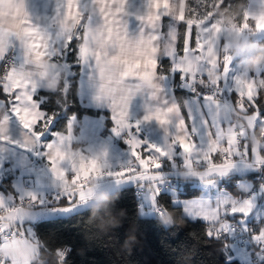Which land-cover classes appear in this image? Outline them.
<instances>
[{
    "label": "crops",
    "instance_id": "obj_1",
    "mask_svg": "<svg viewBox=\"0 0 264 264\" xmlns=\"http://www.w3.org/2000/svg\"><path fill=\"white\" fill-rule=\"evenodd\" d=\"M24 3L33 26L39 28L48 37V58L56 66L59 76L53 73L49 66V61L44 58L37 59L34 69L28 63L29 58L26 54V49L18 38H11L5 42L2 51H0V61L11 50L17 56V63L14 69L17 71L22 68L35 70L41 75L46 76L44 81L38 80L36 82V90L32 94V99L38 104L41 114L47 116V112L41 108L40 101L36 98V93L39 90L55 91L61 80L64 81L65 87L68 86L66 77L69 78L72 72L69 63L63 58V53L67 46L68 37L70 35L73 36L77 23L65 21L68 0H24ZM74 3L79 7L81 16L86 17L85 28L94 31L97 27L101 26L102 18L99 13L98 0H74ZM181 10H183V6H181ZM245 10L253 15L261 13L264 11V0H250ZM149 12L150 0H123V11L119 18L130 38L137 39L142 35L145 38L149 35H158L160 37L158 41L159 51L156 53V58L159 60L160 54L169 58L172 63V73L159 74L157 81L145 74L142 85L138 81L129 82L128 91L130 95L127 104L122 109H115L106 94L101 93L99 87V69L95 63H89L80 57L82 61L80 78L81 102L87 107L102 111L103 114L83 115L82 117L73 115L69 119L68 130L66 132H54L52 138L46 142L44 138L49 134L48 129L41 131L43 135L39 138L31 131L25 129L19 118L15 115L14 108H17L18 105L14 103L13 95L8 93L5 87L7 82L0 85V134L4 137L0 138V186L3 188L1 198L5 206L17 201L18 190L23 183H29L31 186L30 191L26 192V195L34 196L49 193L54 188H65L60 178L56 177L51 171L48 157L50 144L57 145V150H60V147L63 145L67 146L65 149L66 154L69 157L80 159L81 172H83V160L91 157L100 159L104 168L119 166L123 162L137 165L136 159L133 156V148L128 141L130 139L139 140L142 142L140 149L144 151H147L150 146L154 145L165 149L169 153V157H161L163 165L156 170L160 178L155 182L163 180L166 176L175 175L177 177V175H180L181 179L190 178L197 185L196 178L190 174L195 172L196 169L184 166L185 154L178 150V145L174 146L173 144L174 139L180 136L178 121L184 120L189 124L193 130L192 137L197 141V148L202 152L207 149L211 139L209 125L205 121L214 123L217 126L222 122L227 123L230 119L229 112L232 104L231 101L225 100V96L220 97V107L217 108L209 100L201 96V93H208L206 90L207 85L200 87L194 93L190 85L179 82L180 87L187 91L183 103L185 115L178 99L174 95L175 72L173 68L177 62L171 59L177 51L175 40L178 37V24L180 21L175 18V15L164 16L162 13L163 19L155 21L154 25H150L146 19ZM217 23L222 27H232V25L224 24L221 19H217ZM14 26L18 28L19 24H15ZM238 36L241 35L238 34ZM227 41L231 43L230 46H232L233 50L240 43L236 39L234 41L226 40L221 34L217 40L219 44H225ZM235 42L238 43L236 44ZM209 54H211V49L209 50ZM233 63L232 61L233 71L229 75L228 83L224 85L225 89H229L230 94L234 85L232 79L234 76L242 75L245 72H253L257 68L264 67V65H261L254 70H249L247 64L243 63V61L236 65ZM101 79H103L102 72ZM159 85L162 86L163 90L156 92ZM165 100H167V104L164 103ZM173 105L179 106V115L172 117L168 124H160L153 116L155 109L171 107ZM121 110L125 114V123L131 126V132L129 133L125 130L120 135H117L114 132L116 124L113 117ZM148 116H152L153 118L146 119ZM108 118L111 120L109 127L106 125ZM30 119L32 118L30 117ZM51 121L49 119V123ZM261 138L262 136L256 132L249 136V140L253 144L261 143ZM81 153L85 156H81ZM240 162L258 166L255 158L251 161ZM63 167L68 169L69 175H71V164L65 163ZM260 167V170H252L248 173L259 172L263 166ZM259 178L256 180L238 179L240 180L238 187H241L239 189L242 191V196L247 197L250 190H254L260 185V182L257 181ZM114 180L117 179L90 185H95V187H98L97 185L105 186L106 184L103 185V183ZM126 180L128 181L121 183V185L154 183L148 180H139L135 177ZM118 185L120 184L105 187L114 191L118 189ZM87 188L77 191H82V194L88 198L89 203L91 201H100L111 191L100 187L98 191L89 193ZM196 197L177 200L176 203L182 205L186 217L201 219L209 223L212 227L217 228L215 235H224L227 238H230V227L232 225L235 224L244 228L250 234L251 245L248 248L242 246L240 243L229 242L232 257L246 264L264 257L261 254L264 249V193L254 198L255 201L250 206V210H247L249 206L245 203V200L236 203L227 196L221 198L218 203V207L220 208L218 217L208 215L207 208L201 206V201L196 200ZM156 200L157 198L153 200V198L146 197L140 207L141 214L153 216L156 213L155 211L160 210V208H157ZM206 201L205 199L204 202ZM67 203V199H59L50 205ZM233 207L238 209L234 215L231 214ZM244 211H247L248 214L245 215ZM31 227L33 230L32 236L26 226L23 231L25 238L34 243L11 244L7 248L8 253L19 258L20 264H32V260L36 256V243L34 241L36 239L33 226L31 225Z\"/></svg>",
    "mask_w": 264,
    "mask_h": 264
},
{
    "label": "snow or ice",
    "instance_id": "obj_2",
    "mask_svg": "<svg viewBox=\"0 0 264 264\" xmlns=\"http://www.w3.org/2000/svg\"><path fill=\"white\" fill-rule=\"evenodd\" d=\"M98 3L102 18L101 26L94 31L88 28H84L83 31L78 29L79 35H70L67 46H73L76 41L82 45L73 46L72 50L79 52L80 57L85 61L95 63L99 69L101 93L106 94L113 107L119 110L127 104L130 95L129 82L138 81L142 85L145 74L155 81L159 79L160 61L156 58V53L159 51L160 37L149 35L145 38L142 35L137 39L130 38L119 18L123 11V0H98ZM228 7L230 6L225 4V0H198V3H192L190 0H150V12L146 18L150 25H154L155 21L163 19V13L164 16L175 15L177 20L185 24L186 43L179 46L175 56L171 57L177 62L173 71L178 74L180 83L190 85L194 93L204 85H211L215 91L201 93V96L217 108L220 107L219 98L230 95L232 108L228 122H222L217 126L205 121L209 125L211 137L206 150L202 152L198 150L197 141L192 137L193 130L184 120L178 121L180 136L173 141L174 146L178 145V150L185 154L184 166L202 168L201 177H207V182L210 184L215 182L212 177L225 176L235 168L237 160L251 161L255 158L258 166H264V138H261V143L258 144H253L249 140V136L264 125V67L234 76L232 78L234 85L230 94L224 88L233 71L230 43L217 42L220 34L224 32L230 36L264 32V11L253 15L244 10L242 15L236 18L235 27L227 28L217 23V12ZM65 21L77 24L83 22L79 7L74 0H68ZM15 24H19V27H15ZM11 38H18L24 45L29 58L28 63L34 69L37 59L44 58L49 61L53 73L59 76L56 66L48 58V37L31 23L24 0H0V51L5 42ZM175 43L179 44V37L176 38ZM210 49L211 54H209ZM45 78V75L25 68L19 71L12 69L10 75L6 76L5 87L8 93L13 95L14 103L18 105L14 108L15 115L22 126L37 138L43 133L36 131V126L40 124L46 126L47 117L41 114L38 104L32 99V94L36 90V82L44 81ZM162 90V86L159 85L156 92ZM164 103L167 104V100ZM178 115V105L157 108L153 113L155 119L162 125L170 123L171 118ZM152 118V116L146 117V119ZM113 119L116 124L114 132L117 135L125 130L131 132V126L125 123V114L122 110L118 111ZM0 138H4L2 134ZM128 143L133 148L137 167L117 173V177L120 179L135 177L152 182L158 180L160 177L156 170L162 167L161 157H169V153L154 145L144 151L140 149L142 142L139 140L130 139ZM66 148L67 146L63 145L57 150V145H49L51 171L65 185V198L70 205L76 200L87 203L88 198L82 194V191L75 190L77 184H80L82 189L88 186L81 172V161L76 157H69L65 152ZM81 156L85 155L81 153ZM65 163L71 164V175L69 170L63 167ZM83 171L89 173L90 181L103 174V164L97 157L85 158ZM97 186L111 190L105 186ZM157 195H159L158 188L154 189L153 200ZM32 199L36 198L32 197ZM245 203L250 208L251 202ZM237 210L233 207L231 214L234 215ZM20 211L21 209L6 207L3 199L0 198V232L6 231L4 224L12 221L14 217L18 218ZM159 211L161 214L164 210ZM206 211L208 215L218 217L220 208L210 206ZM244 214L247 215L248 212L244 211ZM21 229L22 225L17 224L12 228L9 223L8 231L11 239L5 236V243L0 249H7L11 244L34 243L24 238ZM35 255L38 256V246ZM0 264H20V261L18 257L8 253L0 256Z\"/></svg>",
    "mask_w": 264,
    "mask_h": 264
},
{
    "label": "trees",
    "instance_id": "obj_3",
    "mask_svg": "<svg viewBox=\"0 0 264 264\" xmlns=\"http://www.w3.org/2000/svg\"><path fill=\"white\" fill-rule=\"evenodd\" d=\"M249 1L225 0V4L230 7L218 10L217 19L223 20L226 25H235L236 18L242 15ZM190 2L198 3V0ZM82 17L83 22L76 25L73 36L79 35L78 29L83 31L85 28L86 17ZM184 34L185 24L180 21L177 49L186 43ZM251 39L256 40L259 46H264V36ZM73 46L82 45L76 41ZM73 46H66L67 50L63 53V58L73 70L68 86L65 87L61 80L55 91L39 90L36 93L41 108L47 112L46 126L37 125L36 130L41 132L48 129L49 134L44 138L46 142L52 138L54 132H66L69 119L73 115L82 117L103 114L102 111L87 107L81 102L80 53L73 51ZM159 61L158 73L171 74L170 59L160 54ZM174 79V95L186 115L183 103L187 91L180 87L178 74H174ZM49 119L52 120L51 123ZM110 124L111 120L108 118L107 127ZM256 133L264 138V125ZM257 178L262 185L264 166L259 172L232 175L224 183L231 190L242 192L234 186L236 180ZM181 182L176 194L159 190V195L155 196L157 208L164 210L170 223L154 215L141 214L143 201L136 195L137 185H128L109 192L100 200L99 205L89 206L69 216L30 223L38 246V256L33 258L32 264H246L232 257L230 238L212 234L209 223L184 215L183 207L176 203V199L199 196L202 188L195 185L190 178L181 179ZM145 184L150 186L153 183ZM26 224L27 222L23 225ZM247 233L248 242L240 244L249 248L250 234ZM40 249L43 251H39ZM261 254L264 256V249ZM250 264H264V257Z\"/></svg>",
    "mask_w": 264,
    "mask_h": 264
},
{
    "label": "rangeland",
    "instance_id": "obj_4",
    "mask_svg": "<svg viewBox=\"0 0 264 264\" xmlns=\"http://www.w3.org/2000/svg\"><path fill=\"white\" fill-rule=\"evenodd\" d=\"M235 26L232 25V27H228V28H234ZM221 36L226 38V40H231L234 41V39L238 40V42H244V43H248L251 42L256 49L258 50L259 46L256 43V40H252L251 37H255L258 38L259 36H264V32H256L255 34L249 35L248 33H245L244 35L238 36V34H232V36H230L227 32L221 33ZM238 42H235L236 44ZM226 43H230V42H226ZM231 45V43H230ZM229 45V50H230V55L233 58V64H240L244 58L237 56L235 54V51L233 50L232 46ZM6 56H10L12 57L11 59L13 60V63H11L7 68H2L1 71V76H0V85L3 83H6V76L10 75V72L12 69H14L16 67V60H17V56L11 51L9 50L3 58H5ZM2 58V59H3ZM2 61V60H1ZM0 61V63H1ZM80 63H81V68H82V61L80 58ZM70 65V64H69ZM70 70L73 74V70L71 69L70 66ZM66 82L69 83V78L66 77ZM180 84V83H179ZM213 88L211 87V85H207L206 86V90H212ZM229 91V89H227ZM230 93V92H229ZM225 100H229L231 101L230 95L229 96H225ZM264 135V134H263ZM261 167L260 166H254V165H249L240 161H236V167L233 168L227 175L225 176H216V177H212V179L215 181L214 183H208V178L204 177L202 178L201 175H203V173H201L203 171L202 168L196 169L195 172L190 173L191 175H193L196 178V182L197 185L200 186L201 188H203V192L201 193V195L199 197H196V200L201 201V206H204L206 208L208 207H218V203L219 200L221 198H224L225 196L233 199L234 202H242V201H250L251 205L254 203L253 201L254 198H256L259 195H262L264 193V188L261 187V183L258 187H256L254 190H250L247 197L242 196V192H235L233 190H231L230 188H228L225 185V181L228 182L229 181V177L231 175L234 174H244V173H248L251 172L252 170H260ZM183 176V175H182ZM167 177V176H166ZM165 177V178H166ZM177 177H181L180 175H177ZM163 178V179H165ZM108 181V180H107ZM128 181L126 179H120L118 178L117 180L111 181V182H105L103 183V185L105 186H112L116 184H120L118 185V189L122 188L124 186H128V185H121V183ZM242 182V180H241ZM238 183H240V180H236L234 182V186L236 188H241L240 186L238 187ZM143 184V183H141ZM243 185V183H242ZM89 193H92V191H98L100 189V187H95V185H89L87 186ZM116 190V189H115ZM114 190V191H115ZM113 192V191H110ZM255 192V193H253ZM18 194V193H17ZM17 199H20V195H17ZM207 200L206 202H204V200ZM227 200V198H225ZM178 199H176L177 202ZM100 201H94V202H88V203H82L80 200H77L75 203L73 204H61V205H48V206H39V207H25L22 206L18 209H21L19 217L15 218L14 217V221L16 223H20L21 225H23L24 223L27 222L26 227L27 230L30 232V235L32 236V227L30 223H35L37 221L40 220H44V219H48V218H53V217H64V216H69L77 211L83 210L89 206L92 205H99ZM15 203V202H14ZM13 203V204H14ZM68 209V210H65ZM247 210H250V208H247ZM24 226V225H23ZM36 243V240H34ZM37 245V244H36Z\"/></svg>",
    "mask_w": 264,
    "mask_h": 264
},
{
    "label": "built area",
    "instance_id": "obj_5",
    "mask_svg": "<svg viewBox=\"0 0 264 264\" xmlns=\"http://www.w3.org/2000/svg\"><path fill=\"white\" fill-rule=\"evenodd\" d=\"M12 57L6 56L5 58L2 59L0 63V76H1V71L2 68H7L11 63H13V60L11 59ZM215 91L214 89L209 90L208 93ZM162 162V161H161ZM163 165V162H162ZM137 165L128 163V162H123L119 166L115 167H110V168H104L103 167V174L100 175L98 178H93L90 181L88 180L89 173L87 171H83L82 175L85 177V183L87 185L90 184H97L103 181L107 180H113V179H118L117 173H120L126 169L132 168L135 169ZM199 166H196L195 169H199ZM108 173H112V175H108ZM181 179L179 177H176L175 175H170L167 176L165 179L154 182L152 185L148 186L145 183L139 184L136 187V195L139 199L142 201L145 200L146 197L153 198V192L154 189L158 188L159 190L163 191H170L173 194L177 193V187L181 185ZM264 188V183L262 186ZM31 186L29 183H23L18 190L20 199H17V201L14 204L6 205V207L12 208V209H18L22 206L25 207H38L42 205H48L50 202H54L59 199H66L65 198V188H54L52 189L49 193L46 194H40L38 196L34 195H26V192L30 191ZM82 189L80 184H77L75 187V190ZM3 193V188L0 186V198ZM255 193V192H253ZM32 197H35L36 199L33 200ZM154 216L162 218L166 223H170V219H168L167 215L162 212L160 214V211L157 210L155 211ZM9 223L12 225V228H15L17 226V223L12 220L8 223L4 224V228L6 231L0 232V247L3 246L5 243V236H8L9 239H11L10 232L8 231L9 228ZM25 226L22 225L21 231L24 233L23 229ZM217 228L216 227H211L210 232L212 234L216 233ZM230 240L232 243H242V245L246 244L248 242V233L245 231L244 228L238 226V225H232L230 227ZM24 238H25V233H24ZM8 254L7 249H0V256Z\"/></svg>",
    "mask_w": 264,
    "mask_h": 264
},
{
    "label": "clouds",
    "instance_id": "obj_6",
    "mask_svg": "<svg viewBox=\"0 0 264 264\" xmlns=\"http://www.w3.org/2000/svg\"><path fill=\"white\" fill-rule=\"evenodd\" d=\"M234 51L237 56L244 58L243 63L247 64L249 70L264 65V46L257 50L251 42H240L235 46Z\"/></svg>",
    "mask_w": 264,
    "mask_h": 264
}]
</instances>
